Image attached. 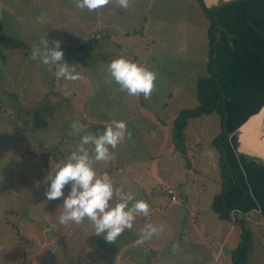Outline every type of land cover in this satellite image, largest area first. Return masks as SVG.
<instances>
[{
    "label": "rangeland",
    "instance_id": "1",
    "mask_svg": "<svg viewBox=\"0 0 264 264\" xmlns=\"http://www.w3.org/2000/svg\"><path fill=\"white\" fill-rule=\"evenodd\" d=\"M0 23L24 43L0 45V264H231L241 228L211 208L221 189L211 145L218 115L188 122L185 156L173 148V121L198 105L196 80L206 75L208 20L197 0H127V7L107 0L92 11L75 0H0ZM44 37L61 39L79 79L56 78L52 66L31 58V45ZM117 56L156 73L147 98L111 79L107 64ZM74 120L79 134L71 132ZM112 120H123L130 135L93 167L145 200L149 212L110 243L87 218L61 225L63 197L46 200L47 184L37 182L76 150L80 135ZM254 221L245 225L254 242L248 264H264V221ZM146 224L157 231L137 244Z\"/></svg>",
    "mask_w": 264,
    "mask_h": 264
},
{
    "label": "crops",
    "instance_id": "2",
    "mask_svg": "<svg viewBox=\"0 0 264 264\" xmlns=\"http://www.w3.org/2000/svg\"><path fill=\"white\" fill-rule=\"evenodd\" d=\"M202 1L219 27L213 67L224 100L229 168L222 204L225 211L241 215L245 225L264 221V0ZM96 34L99 40L102 34ZM253 243L251 236L249 253Z\"/></svg>",
    "mask_w": 264,
    "mask_h": 264
},
{
    "label": "clouds",
    "instance_id": "3",
    "mask_svg": "<svg viewBox=\"0 0 264 264\" xmlns=\"http://www.w3.org/2000/svg\"><path fill=\"white\" fill-rule=\"evenodd\" d=\"M106 2L107 0H75V6L92 11ZM118 3L120 7H127V0H118ZM61 43L59 38H53L49 43L44 37L39 43L31 45V58L38 59L43 65L52 66L56 78L75 81L80 78V73L76 71L75 64L65 61ZM106 71L121 90H126L130 95L143 94L145 98L149 96L156 77V73L148 67L124 56H117L108 62ZM82 127L76 120L70 125L73 134H79ZM126 134L130 135L126 133L125 122L112 120L102 132L80 135L76 150L57 163L52 171L47 170L42 181L37 182L47 184L44 193L46 200L63 197L62 211L58 216L61 225L68 222L79 224L87 218L93 225V234L111 243L125 229L132 227L137 214L148 215L149 205L145 200L135 199L133 193L114 186L106 174H98L93 167V160L107 161L111 155L109 147L115 149ZM86 145L92 146L94 155L90 156ZM65 185H69L67 195L63 192ZM156 231V227L146 224L140 229L141 237L136 243L149 239Z\"/></svg>",
    "mask_w": 264,
    "mask_h": 264
},
{
    "label": "trees",
    "instance_id": "4",
    "mask_svg": "<svg viewBox=\"0 0 264 264\" xmlns=\"http://www.w3.org/2000/svg\"><path fill=\"white\" fill-rule=\"evenodd\" d=\"M199 6L203 10L207 20V40H208V62L206 75L198 77L196 80V100L197 106L192 109L181 110L178 116L173 121V129L175 134L173 136L176 139V145L173 144V148L179 151L182 156H185L184 151V130L186 129L188 122L192 119L199 118L201 116H208L216 114L219 117L220 132L212 140V147H214L218 153V166L220 171L221 189L220 192L214 196L212 202V210L218 215L220 220L230 221L239 225L241 228L239 243L235 249L231 251V264H248V254L251 246V234L245 229V222L241 215L236 213L225 211L222 200L229 187V178L227 173L229 171L226 161V151L224 150L225 144L228 141V133L225 128L226 114L224 111V100L220 85L218 84L219 73L213 67V47L216 41V35L218 32V25L214 19L211 10L207 9L202 0H197ZM5 43L14 47H23L24 43L20 40L13 39L6 35L3 31L2 24L0 23V45ZM0 61L4 62V56L0 50ZM104 126L96 125L94 130L102 132ZM176 135V136H175Z\"/></svg>",
    "mask_w": 264,
    "mask_h": 264
},
{
    "label": "built area",
    "instance_id": "5",
    "mask_svg": "<svg viewBox=\"0 0 264 264\" xmlns=\"http://www.w3.org/2000/svg\"><path fill=\"white\" fill-rule=\"evenodd\" d=\"M167 193L169 195H172L173 194L172 191H170V190H168ZM171 201H175V197L173 195L171 196Z\"/></svg>",
    "mask_w": 264,
    "mask_h": 264
}]
</instances>
